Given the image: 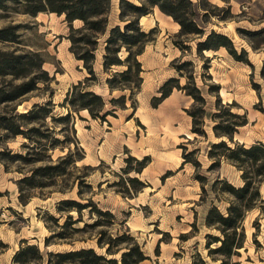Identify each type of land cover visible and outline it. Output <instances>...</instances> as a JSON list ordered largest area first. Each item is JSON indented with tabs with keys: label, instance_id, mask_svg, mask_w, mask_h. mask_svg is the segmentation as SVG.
Segmentation results:
<instances>
[{
	"label": "rangeland",
	"instance_id": "1",
	"mask_svg": "<svg viewBox=\"0 0 264 264\" xmlns=\"http://www.w3.org/2000/svg\"><path fill=\"white\" fill-rule=\"evenodd\" d=\"M110 1L109 27L116 24L122 26L118 21L119 0ZM129 1L137 4L136 0ZM209 2L218 7L225 6L221 0ZM228 5L233 17L220 21L210 16L204 26L205 33L213 30L226 35L237 51L241 48L246 51L249 65L235 62L224 48L210 51L209 55L203 52V58L197 56L195 45L199 39L177 36L179 28H176L173 20L154 8L139 20L143 31L153 29L154 39L138 57L143 70L142 84L133 97H130L128 90L109 91L105 83L109 73L101 67L100 40L95 53V76L86 83L89 85L87 90L103 98L109 114L103 121L91 119L86 111L73 114L75 132L70 133L69 137L77 142L78 149L75 150L72 143L70 149L74 150L76 156L83 155V159L75 162L74 168L69 169V175L57 177L54 186L31 191L32 197L23 206L18 202L16 182L22 175H28L32 166L10 164L5 170L0 163V240L6 245L0 253V264H12L21 240L36 245L46 259L47 251L81 247L93 248L97 254L104 255V249L98 248L96 241L116 238L123 233L139 245L145 256L142 264H190L197 254L206 264L218 263L210 260L205 245L207 234H219L204 225V218L211 205L224 213L231 199L226 192L220 191L224 189L222 184L216 186L214 193L211 185L216 179L225 180L236 187L242 185L240 171L225 160L221 161L219 167L207 170L211 163L207 152L212 143L219 141L211 129L215 124L212 115L218 113L219 104H230L232 113L244 114L247 119L245 126L237 128L233 142L245 146L256 142L264 144V82L259 76L264 53L253 51L238 32L239 29L264 27V0H230ZM11 24L19 26L21 47L43 48L48 53L43 68L51 77L47 87L39 84L40 90L17 106V112L20 113V106L29 109L33 103L49 102L53 117L64 114L66 109L61 103L66 92L88 74L81 62L76 61L68 51L69 42L64 38L68 27L63 17L49 13L32 17L15 12V8L8 6L7 11L0 10V27ZM80 25L73 23V27ZM184 39L189 48L181 53L173 43ZM123 56L124 53H121ZM185 61L191 62L192 67H184L183 73H193L195 86L205 101V137L190 132L191 119L187 111L191 110L193 101L183 91L173 89L168 101L156 108L150 105L151 98L158 96V88L167 79L179 78L175 66ZM122 69L114 67L111 73ZM185 82V77L179 78L181 86ZM254 85H259L260 97ZM214 86L219 87L217 95L220 102L216 100ZM220 90L224 92L222 95ZM121 95H124L123 108L109 103L110 99H117ZM219 115L224 124L226 117L222 113ZM45 125L53 130L55 137L62 138L58 132L61 124L53 123L47 117ZM186 134H191V137L186 138ZM22 144L30 146L31 141L17 136L4 143L0 150L6 147L14 153H24ZM227 144L232 146L228 141ZM67 147L49 152L51 159L64 155ZM191 151L195 153L187 156L190 162L183 163V153ZM129 157L135 161H127ZM142 159L144 167L137 173L134 171L139 168L136 162ZM192 161H197L199 166H193ZM38 165L41 164L35 166ZM197 174L205 178V193L195 179ZM131 178H136L137 182H129ZM259 192L264 200V179ZM63 199L81 204H85L87 199L91 201L80 214L75 209L67 213L72 220L79 221L73 227L88 226L72 234L68 240L53 239L45 247L44 239L52 231H57L53 219L58 225L66 219L65 213L59 214L56 210L57 203ZM92 207L111 213V223L108 217H97L91 213ZM243 227L246 241L244 247L238 250V256L232 258L233 261L239 264H264V204L262 208L255 207L245 214ZM119 257L118 253L107 258L119 260Z\"/></svg>",
	"mask_w": 264,
	"mask_h": 264
},
{
	"label": "trees",
	"instance_id": "2",
	"mask_svg": "<svg viewBox=\"0 0 264 264\" xmlns=\"http://www.w3.org/2000/svg\"><path fill=\"white\" fill-rule=\"evenodd\" d=\"M136 1L137 4L129 0H119L118 21L123 25L116 24L109 27L110 0H0L2 11H7L8 6H12L15 12L32 17L39 13H54L58 17L62 16L68 27V33L64 36L69 42L68 51L76 61L81 62L82 68L88 74V77L72 85L71 89L66 92L61 103L66 109L64 114L53 117L49 102L33 103L28 110L18 113L17 106L26 101L32 93L40 90L39 84L47 87L50 83L51 77L43 68L47 62L48 53L43 48L24 49L21 47L18 25L0 27V147L17 136L31 141L30 146L21 145L25 148L24 153H14L6 147L0 150V163L5 170L10 164L32 166L28 175H22L16 182L20 205L23 206L29 201L32 197L31 191L54 186L57 177L69 175V169L74 168L75 162L83 159V155L76 156L74 150L70 149V143L74 145L75 150L78 149L77 142L69 137L70 133L75 132L73 114L86 111L91 119L102 121L109 114L105 110L106 103L103 98L87 90L89 85L86 83L95 76V53L100 40L102 41L101 67L104 72L109 73L105 79L109 91L128 90L130 97L139 92L142 84L143 70L138 57L144 52L146 45L154 39L153 29L143 31L139 20L154 8L179 25L177 36L180 38L194 36L199 39L195 45L197 56L203 58L204 51L215 52L224 48L235 62L250 64L246 51L243 48L237 51L226 35L213 30L205 33L204 30L210 16L220 21L233 17L228 5L230 0H221L225 5L222 7L211 4L209 0H195V2L192 0ZM75 20L81 21V25L73 27ZM238 32L253 51L264 53V27L256 30L239 29ZM185 42L186 39L173 44L183 53L189 48ZM121 53H124L123 57ZM186 66L192 67V63L185 61L175 66L179 78L185 77V84L181 86L179 78L167 79L158 88V96L151 98L150 105L156 108L172 93L173 89L183 91L193 101L191 110L187 111L191 119L190 132L196 136L205 137L206 133L203 129L205 101L200 90L195 86L193 73L184 75L183 69ZM114 67L123 69L111 73ZM259 76L264 82V61ZM253 87L260 97L259 85ZM214 89L216 100L220 102L217 95L219 87L214 86ZM123 101L124 95H121L117 99H110L109 103L114 107L123 108ZM219 108L218 113L212 115L215 124L211 128L214 137L219 141L212 143L207 152L211 160L207 170L211 171L219 167L221 161L225 160L240 171L242 185L236 187L220 179L212 183L213 193L217 190L216 186L222 184L224 189L220 191L226 192L231 200L224 213L214 205L208 209L204 225L208 229L215 230L219 235L207 234L205 247L211 261L218 262L217 264H239L232 258L238 256V250L244 247L246 241L243 227L245 214L255 207L262 208L264 204L259 192V186L264 179V144L256 142L245 146L243 143L233 142V135L237 128L245 126L247 119L244 114L232 113L230 104L220 103ZM220 113L226 117L224 124ZM47 117L53 123L62 125L58 128V132L62 135L61 139L55 137L53 130L45 125ZM224 138L232 143V146H229L227 141L223 140ZM65 146H68L67 152L52 160L49 152L57 148L63 150ZM194 153L195 151L183 153V163L190 162L187 156ZM130 159L135 161L132 157L126 160ZM143 160L136 162L139 164V168L134 169L137 173L144 167ZM37 164L41 165L35 166ZM192 164L195 167L199 166L197 161H192ZM195 179L205 193V178L197 174ZM129 182H137V180L131 178ZM78 194L80 195L79 192ZM89 204H91L89 199L85 204L68 199L59 201L56 210L59 214L65 213L66 219L61 225L53 219L57 231H52V234L44 239V246L47 247L53 239L68 240L72 234L83 231L88 225L84 224L82 228L73 227L79 221L72 220L67 213L75 209L80 214ZM90 210L97 217H108L111 223L113 215L108 211H101L95 207ZM96 244L98 248L104 249V255L97 254L93 248L81 247L64 251H47L46 259H44V255L36 245L21 240L18 250L13 255L12 264H142L145 260L139 245L125 233L116 238L108 237L105 241L98 239ZM213 245L214 247H211ZM5 248L6 245L0 240V253ZM118 253L120 254L119 260L107 258ZM190 264H206V261L197 254Z\"/></svg>",
	"mask_w": 264,
	"mask_h": 264
},
{
	"label": "bare ground",
	"instance_id": "3",
	"mask_svg": "<svg viewBox=\"0 0 264 264\" xmlns=\"http://www.w3.org/2000/svg\"><path fill=\"white\" fill-rule=\"evenodd\" d=\"M39 14H41V13H39ZM49 15H54V13H49ZM60 17V16H59ZM62 17V16H61ZM145 18V16H142L141 18H140V20H142V19H144ZM170 18V17H169ZM76 22H78V23H81V21H79V20H75L73 23H76ZM162 24V23H161ZM174 25L176 26V28H179V25L177 24V23H175L174 22ZM165 26V25H164ZM221 49H223V48H221ZM204 53L206 54V55H209L210 54V51H204ZM253 92V91H252ZM224 92H223V90H220V95H222ZM28 105H29V103H28ZM26 110H28V109H24V108H22V106H20L19 107V109H18V111L19 112H25ZM192 134V133H191ZM191 134H186L185 136H186V138H190L191 137ZM194 135V134H193Z\"/></svg>",
	"mask_w": 264,
	"mask_h": 264
},
{
	"label": "crops",
	"instance_id": "4",
	"mask_svg": "<svg viewBox=\"0 0 264 264\" xmlns=\"http://www.w3.org/2000/svg\"><path fill=\"white\" fill-rule=\"evenodd\" d=\"M218 51V50H217ZM216 52V51H215ZM172 96V93L167 97L165 98L159 105L163 104L164 102L168 101Z\"/></svg>",
	"mask_w": 264,
	"mask_h": 264
}]
</instances>
